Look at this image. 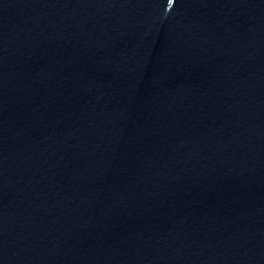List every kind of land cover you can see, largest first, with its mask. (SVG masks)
<instances>
[{
    "label": "water",
    "instance_id": "95a60500",
    "mask_svg": "<svg viewBox=\"0 0 264 264\" xmlns=\"http://www.w3.org/2000/svg\"><path fill=\"white\" fill-rule=\"evenodd\" d=\"M113 0H0V106L62 54Z\"/></svg>",
    "mask_w": 264,
    "mask_h": 264
}]
</instances>
